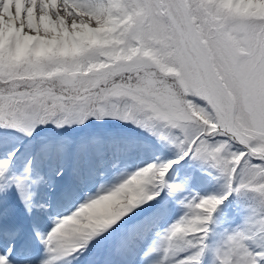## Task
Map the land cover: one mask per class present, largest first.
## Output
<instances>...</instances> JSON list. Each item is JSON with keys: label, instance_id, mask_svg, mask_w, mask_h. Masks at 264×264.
<instances>
[{"label": "snow or ice", "instance_id": "6c2138e0", "mask_svg": "<svg viewBox=\"0 0 264 264\" xmlns=\"http://www.w3.org/2000/svg\"><path fill=\"white\" fill-rule=\"evenodd\" d=\"M0 264H264V0H0Z\"/></svg>", "mask_w": 264, "mask_h": 264}]
</instances>
